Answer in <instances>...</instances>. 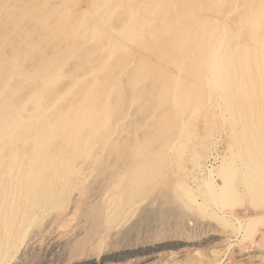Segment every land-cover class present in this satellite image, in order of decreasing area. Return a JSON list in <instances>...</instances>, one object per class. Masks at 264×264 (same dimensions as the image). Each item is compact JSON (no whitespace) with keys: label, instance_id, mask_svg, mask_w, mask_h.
I'll list each match as a JSON object with an SVG mask.
<instances>
[{"label":"rangeland","instance_id":"374dc122","mask_svg":"<svg viewBox=\"0 0 264 264\" xmlns=\"http://www.w3.org/2000/svg\"><path fill=\"white\" fill-rule=\"evenodd\" d=\"M90 1L98 12L83 0H59L53 5L56 18L43 26L0 21L7 57H17L28 76H37L41 65L43 73L54 68L43 74V86H26L24 94L55 93L47 99L52 116L40 118V125L35 117L27 119L32 125L0 141V182L22 188L29 183L46 199L40 209L28 208V215L29 202L8 210V237L0 226V264H264V130L256 125L232 132L221 115L231 98L209 74L188 100L177 86L179 77L186 88L196 84L177 68H190L184 47L193 63L203 60L208 40L220 53L238 45L259 48L239 20L252 8L264 18V1L249 0L243 10V0H174L171 4L187 2L188 24L183 41L169 43L173 49L166 52L153 38H141L148 26L130 20L129 0L116 12L117 0ZM167 4L161 1L158 8ZM218 9L225 14L219 21ZM86 12L90 16L82 18ZM170 24V19L162 28L153 23L151 30L173 37L179 27ZM82 27L92 30L82 36ZM109 31L130 38L121 43ZM195 33L203 41L193 43ZM3 90L9 91L0 86ZM78 117H85L82 129ZM44 120L47 127L71 122L65 131L84 137L82 145L77 139L44 138ZM99 127L111 131L91 132ZM52 145L55 155L43 171V149ZM16 159L20 169L8 168ZM123 168L141 176L129 183L127 172L119 177Z\"/></svg>","mask_w":264,"mask_h":264},{"label":"bare ground","instance_id":"6f19581e","mask_svg":"<svg viewBox=\"0 0 264 264\" xmlns=\"http://www.w3.org/2000/svg\"><path fill=\"white\" fill-rule=\"evenodd\" d=\"M58 1L59 0H0V21L2 20V17H4L5 18L4 21L7 20L10 23H16L17 21H19L17 23L18 25H21L24 22L37 26L46 25L49 22H51L53 17L54 19L56 18L55 14L57 13V9H55L56 7L54 8L53 5H55ZM161 1H165V0H129L128 2L129 18L130 20L136 21V23L141 22L143 26L147 25L148 30L147 31L145 30L146 33L141 38L143 39L153 38L154 42L159 44L158 50L161 52H166V50L168 49L169 50L173 49L172 45H168L169 43L172 44L175 43V41H177L178 39L180 40L183 39L180 34L181 32L183 33V31L185 30L188 24L187 23L188 17L186 15L188 4L186 1H183L179 5H176V3L171 4V2H173L174 0H168L167 6H165V8L163 9H159L158 3H160ZM248 2L249 0H243L242 2L243 10L246 9L245 6L246 4H248ZM84 3L88 5L91 12L98 8L90 0H83V4ZM114 3L116 4L115 6L116 8H114L115 12L125 7L123 0H119V1L117 0ZM80 4L81 3H79L76 7H79ZM227 6L229 9H231L232 5L229 3ZM250 9L251 8H249V10ZM99 10L100 8L97 9L96 12H98ZM74 13L75 12L72 11L69 14V18H70L69 27L65 26L64 22L62 23V25H64L66 28L67 27L69 29L72 28L73 26L72 15ZM88 14H89L88 12L81 13L80 16L82 18H86L87 16H90ZM136 14L139 15L141 14V16L139 18H136L135 17ZM214 15L217 17V21H219L223 19L225 14L224 11L218 9L215 10ZM245 18L246 19L243 21L239 20V24H241V26H244L245 28H248L246 34L247 39L249 38L251 42H255V43L260 41L261 46L259 48H254V47L251 48L250 46H246V45L243 47L242 45H238L234 49L229 48V50L226 51L225 53H220L218 49L212 44V42L208 40L206 42V45L207 46L209 45V47L206 49V53L203 55L202 57L203 60L201 62L193 63V56L188 55L187 53L188 49L184 47V49H181V53H183V60L189 62L190 68L185 69L187 67L184 65L177 67L178 70L184 74V76L189 78H194L196 82V84L195 83L192 84L190 88H186L187 85H184L182 83L183 81L182 77L177 78V82H178L177 86H182L181 90L183 91V93H180L179 95L185 97L186 100H188V98L191 96L192 91L195 88H198L202 84V81H205L206 74H209L211 77H214L215 83L218 85L217 87L220 90L219 92L222 95L231 98V100L225 105L224 111L222 112L221 115H223V119L227 118L225 120L227 121V124L229 125L230 129L234 134L235 133L242 134L245 130H248L250 129V127L256 125L257 127L259 126L260 129L264 130V87H259V88L257 87V86H264V18L261 12H259L258 10L255 11L253 8L251 9L250 13L245 16ZM167 19L171 20V24H170L171 28L174 26L179 27L178 34H174L173 37L171 36L168 38L157 37L155 33L151 30L152 24L154 23L155 26L162 28L166 25ZM198 20L199 21L197 22L200 23L201 22L200 19ZM175 21H177V23H175ZM195 22L196 20L192 24L194 25ZM92 27L91 28L82 27V29L80 28L82 36L88 33L90 30H92ZM2 30L3 28H1L0 31ZM126 33L127 32L122 31L119 32L118 34H114V33L112 34V32L110 33L109 31V36H112V38L114 39H118V41L122 43L127 41L128 38H130V36H126ZM201 40L203 41L201 35L199 36L198 33H195L193 37V43L201 42ZM163 43L164 44L167 43V45L163 46L162 45ZM4 46L5 44L0 41V86H7L9 91H4V90L0 91V141H6L13 134L23 131L29 125H32L31 123H26L27 119L30 120L35 117L38 119L35 120L37 123L35 124L40 125V123H38L40 118L43 117L46 119L52 116L53 115L52 109H50V106L49 108H47L48 105L47 99L50 95H55V93L49 91L33 93V90L30 91L29 93L26 92V94H24L23 91L24 89L26 91V86L34 85L36 83L37 85L34 86H43V74L46 75L49 74L50 72L54 71V68H49L43 73V66L41 65L40 70L37 73V76L35 77L28 76L26 74L24 65L17 57L11 59L7 57L6 55L7 52H5ZM242 49H244L243 54H241ZM260 49L263 53L261 56L257 55L256 53ZM135 60L136 62H139L138 58H136ZM140 62H141L140 64H143L142 63L143 61L140 60ZM198 64L201 65L198 66ZM193 65H197V66L194 67V69H192ZM89 66L92 65L90 64ZM89 66L82 65L81 68L84 71H86L89 68ZM53 74L58 75L59 72ZM127 95L128 97L136 96V94H132V93ZM31 101H34L32 103L33 106L31 108H28L27 103ZM21 103H24L23 106L20 105L18 106V104ZM56 113H55V117L60 115L61 110L57 111ZM84 118L78 117V120H80L79 123H81L80 129H82V127H84L85 125L84 124L85 120H83ZM47 123H48L47 120L43 121L44 138H47V135H51V137L52 136L62 137L66 139V141L68 140L74 141V139H77L79 141L77 143L82 145V139H84V137L82 136L77 137L73 133L65 131L68 127L67 125L70 124L71 122L67 121L66 123L63 122L59 126L50 125L48 127L46 126ZM35 127L36 130L34 131V135H36V137H39L41 134L38 131L41 128L38 130V127L37 126ZM86 129L88 130L89 127ZM75 130H79V127L78 128L75 127ZM105 130L106 129H102L101 127H99V128H92L91 132L93 134L96 132L100 134H105L111 131V129L107 131ZM111 146L110 148L114 151V147L112 148ZM53 148H57L56 145H52L43 149L44 166L46 165L48 158L51 156V154L55 155V152L52 150ZM79 149L80 147H77L76 145L75 150L78 151ZM93 155L94 154L91 153V150H89L87 159L93 158ZM252 155L253 154L251 153L248 154V157H250L251 161H253ZM1 163L3 165L6 164L5 159H3ZM7 166L10 169H15V168L20 169V165L18 164L17 159L9 162ZM46 168L47 166L43 168V171H45ZM54 171L57 172L56 170ZM124 173H126L129 179V183L137 181L141 176L140 173H130L127 171V169L123 168L120 172L119 177L122 178ZM74 174H80V171L74 172ZM211 187L212 184L209 185V189H210L209 193L212 194L213 197H215V191L217 190L215 189L212 190ZM34 189H36V187L34 185H30L29 183L26 184L24 188H22V186H20L19 184L13 186L10 185L9 183L2 184L0 182V226L5 227V233H3L2 237L6 238L9 236L10 231L8 232L6 229L8 226H10L9 225L10 219L8 216L10 211L8 210H11V208L15 204H19L18 206L21 205L23 207L26 206L27 203L29 202L31 206L29 207L26 206L27 208L25 207L26 208L25 213H27V215L29 209L32 206H33L32 210L37 208L40 209V207H43L41 205H43L46 199H44L45 198L44 196H41V192L39 191H38L39 193H33L32 191H34ZM132 194H135V191ZM26 210L28 212H26ZM1 212L3 213L2 215ZM22 212L24 213V211ZM122 214L123 213H121V215ZM30 217L32 216L30 215ZM21 219H23V217H21Z\"/></svg>","mask_w":264,"mask_h":264}]
</instances>
